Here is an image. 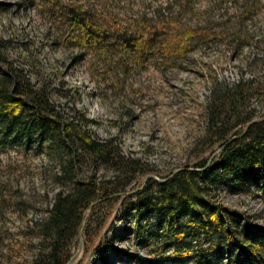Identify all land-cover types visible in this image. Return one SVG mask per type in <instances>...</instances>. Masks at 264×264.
<instances>
[{
    "label": "rangeland",
    "instance_id": "1",
    "mask_svg": "<svg viewBox=\"0 0 264 264\" xmlns=\"http://www.w3.org/2000/svg\"><path fill=\"white\" fill-rule=\"evenodd\" d=\"M73 6L105 33L108 18L128 32L158 23L161 33L169 27L198 33L188 38L185 56L165 66L153 49L137 56L106 35L103 46L83 43L80 27L65 16ZM12 71L43 89L53 111L65 118L72 110L83 114L94 122L88 128L95 138L112 139L123 156L139 159L148 170L121 197L99 198L90 214L83 212L80 249L68 264H138L132 253L145 264H192L168 258V237L135 235L127 195L144 185L145 175L159 182L214 158L220 145L204 140L206 101L220 86L239 89L238 109L252 114L251 120L264 119V0H0V79ZM245 124L231 133L239 134ZM43 146L8 136L0 144V264H28L39 251L36 224L61 188L52 180L58 165ZM92 170L86 164L77 177ZM94 172L98 180L112 178L101 166ZM214 199L264 228L258 185L223 189ZM104 237L116 252L98 261L93 248ZM78 242L79 231L70 255Z\"/></svg>",
    "mask_w": 264,
    "mask_h": 264
},
{
    "label": "trees",
    "instance_id": "2",
    "mask_svg": "<svg viewBox=\"0 0 264 264\" xmlns=\"http://www.w3.org/2000/svg\"><path fill=\"white\" fill-rule=\"evenodd\" d=\"M66 10L70 23L80 27L83 43L103 46L106 35L112 44L137 56L153 49L154 57H161L165 66L182 59L191 48L188 38L198 33L187 27H169L161 33L158 23L128 32L112 18L106 21L109 33H105L90 24L77 6ZM239 101L243 102L242 92L225 86L209 95L204 139L209 144L221 145L231 134L236 135L231 131L237 125L252 119V114L238 109ZM90 123L94 122L75 110L66 118L61 116L53 111L43 89L32 88L14 72L2 73L0 144L8 136L25 145H44L46 155L58 165L52 180L61 186L46 209V217L36 224L40 247L28 264H64L71 256L70 246L85 208L94 203L90 214L99 198L121 197L137 174L148 172L139 159L123 156L112 139L95 138L88 128ZM86 164L92 172L77 177ZM98 166L110 170L112 178L98 180L94 172ZM193 166L197 170L180 169L164 181L148 178L142 187L127 195L128 208L134 210L135 235L142 240L149 234L168 237L173 252L168 258L179 256L192 264H264V228L245 221L240 213L214 199V194L223 189L250 182L264 191V120L251 124L211 161L201 160ZM143 220H147L144 225ZM93 251L98 261L116 252L107 237ZM129 257L138 264L147 261L136 253Z\"/></svg>",
    "mask_w": 264,
    "mask_h": 264
},
{
    "label": "water",
    "instance_id": "3",
    "mask_svg": "<svg viewBox=\"0 0 264 264\" xmlns=\"http://www.w3.org/2000/svg\"><path fill=\"white\" fill-rule=\"evenodd\" d=\"M261 120H264V119H253V120H250L249 122H247L246 124H245V126L243 127V129H242V131L239 133V134H236V135H232V136H230L228 139H226L219 147H218V149L216 150V153H218V152H220L221 150H222V148L228 143V142H230L231 140H233V139H235V138H238V137H240L244 132H245V130L251 125V124H253V123H255V122H259V121H261ZM195 170H197V169H195ZM176 172V171H175ZM175 172H173L172 174H170L169 176H171V175H173ZM168 176V177H169ZM148 178H155V177H153V176H151V175H145L144 177H143V181H145L146 179H148ZM166 179V178H165ZM165 179H163V180H165ZM162 180V181H163ZM136 190V189H135ZM134 190V191H135ZM120 194V193H119ZM119 194H117V195H119ZM124 194V193H123ZM94 203H91V204H89L86 208H85V210H84V212H88L89 210H90V208H91V206L93 205ZM85 214V213H84ZM83 222H84V216H82V218H81V226L83 225ZM81 233H82V227L80 228V230H79V242H78V245H77V249H76V252L73 254V255H71L70 257H69V259L64 263V264H68L69 262H71L74 258H75V256L78 254V252H79V249H80V245H81V243H80V237H81Z\"/></svg>",
    "mask_w": 264,
    "mask_h": 264
},
{
    "label": "bare ground",
    "instance_id": "4",
    "mask_svg": "<svg viewBox=\"0 0 264 264\" xmlns=\"http://www.w3.org/2000/svg\"><path fill=\"white\" fill-rule=\"evenodd\" d=\"M84 220H85V216H84Z\"/></svg>",
    "mask_w": 264,
    "mask_h": 264
}]
</instances>
